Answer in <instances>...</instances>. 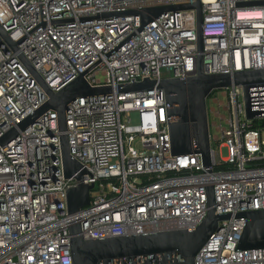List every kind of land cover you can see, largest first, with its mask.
I'll list each match as a JSON object with an SVG mask.
<instances>
[{
	"label": "built area",
	"instance_id": "1",
	"mask_svg": "<svg viewBox=\"0 0 264 264\" xmlns=\"http://www.w3.org/2000/svg\"><path fill=\"white\" fill-rule=\"evenodd\" d=\"M196 0H0V137L41 107L48 95L22 56L53 92L80 74L105 96L78 97L65 108L69 154L82 180L65 178L57 115L49 110L0 147V264H72L69 226L85 239L193 229L207 213L212 187L217 214L264 209V87L252 88L246 118L241 86L213 90L207 107L222 123L208 130L211 164L199 153L172 156L163 90L118 92L145 78L184 79L264 69V0H199L140 28L141 11ZM259 2V3H252ZM219 95L224 101L219 100ZM135 115V121L132 120ZM226 156H220V149ZM92 185L89 203L67 210V190ZM245 217L220 221L195 264H264V248L235 250Z\"/></svg>",
	"mask_w": 264,
	"mask_h": 264
},
{
	"label": "water",
	"instance_id": "2",
	"mask_svg": "<svg viewBox=\"0 0 264 264\" xmlns=\"http://www.w3.org/2000/svg\"><path fill=\"white\" fill-rule=\"evenodd\" d=\"M254 4L259 2H252ZM195 9L197 15V50L202 51V14L199 0L168 6L147 7L141 11L103 13L104 17L121 14H134L140 17V28L168 11ZM0 39L16 49L0 26ZM19 61L37 78L48 95L47 101L31 115L23 119L16 128L0 137V147L14 139L18 131H23L47 111L57 115L65 178L75 176L82 180L85 170L69 154L66 130L65 108L78 97L105 96L112 92L111 87H91L80 74L59 91L53 92L22 57ZM203 56L198 54L196 74L184 79L169 78L159 81L143 79L140 82L120 84L118 92H141L154 88L163 90L167 109L170 153L172 156L199 153L202 165L211 164V146L208 130L206 99L216 89L232 85L241 86L243 91L246 118L259 114L252 110L250 92L252 88L264 87V69L243 70L227 73L206 74L203 71ZM92 185L79 183L67 190V210L74 214L89 203ZM213 189H207V213L196 228L150 231L141 234L112 236L98 239H85L80 235L79 223L69 226L70 252L72 264H195L194 258L209 237L219 228V222L230 218L245 217L246 222L235 250L264 248V209L217 214L213 207Z\"/></svg>",
	"mask_w": 264,
	"mask_h": 264
},
{
	"label": "rangeland",
	"instance_id": "3",
	"mask_svg": "<svg viewBox=\"0 0 264 264\" xmlns=\"http://www.w3.org/2000/svg\"><path fill=\"white\" fill-rule=\"evenodd\" d=\"M219 100L224 101V98L221 95H219ZM207 107L208 108H215V111L219 112L220 114H224V115L226 114V112L222 108H220L216 104L212 103L210 98L207 101ZM135 119H136L135 115L132 114V120L135 121ZM208 120L210 122V133L212 135L215 134V128L211 125L213 122H216L217 125L219 123H222L224 125V123L221 120L217 119L212 112L208 113ZM263 138H264V134H263ZM220 156L221 157H225L226 156V149L225 148H221L220 149Z\"/></svg>",
	"mask_w": 264,
	"mask_h": 264
}]
</instances>
